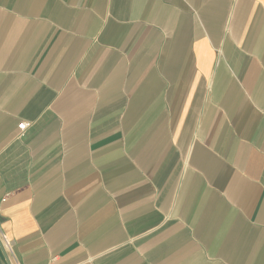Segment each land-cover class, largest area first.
Returning a JSON list of instances; mask_svg holds the SVG:
<instances>
[{"label":"crops","instance_id":"obj_1","mask_svg":"<svg viewBox=\"0 0 264 264\" xmlns=\"http://www.w3.org/2000/svg\"><path fill=\"white\" fill-rule=\"evenodd\" d=\"M0 264H264V0H0Z\"/></svg>","mask_w":264,"mask_h":264},{"label":"built area","instance_id":"obj_2","mask_svg":"<svg viewBox=\"0 0 264 264\" xmlns=\"http://www.w3.org/2000/svg\"><path fill=\"white\" fill-rule=\"evenodd\" d=\"M26 124L27 123H25V122L18 123V128L23 129V128H25Z\"/></svg>","mask_w":264,"mask_h":264}]
</instances>
